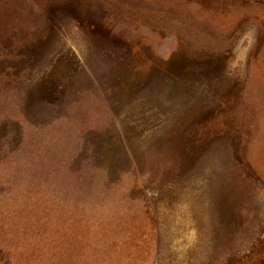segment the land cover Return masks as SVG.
<instances>
[{"label":"rangeland","instance_id":"obj_1","mask_svg":"<svg viewBox=\"0 0 264 264\" xmlns=\"http://www.w3.org/2000/svg\"><path fill=\"white\" fill-rule=\"evenodd\" d=\"M0 264H264V0H0Z\"/></svg>","mask_w":264,"mask_h":264}]
</instances>
